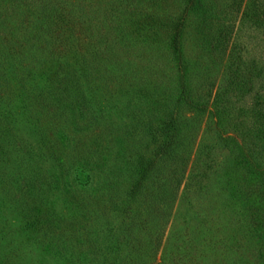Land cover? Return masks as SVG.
Returning <instances> with one entry per match:
<instances>
[{"label":"rangeland","instance_id":"1","mask_svg":"<svg viewBox=\"0 0 264 264\" xmlns=\"http://www.w3.org/2000/svg\"><path fill=\"white\" fill-rule=\"evenodd\" d=\"M37 1L1 15L21 63L0 52V264H264V0L248 22L233 0L184 17L183 0H66L46 44ZM145 5L169 22L150 47L122 28ZM38 45L69 56L86 105L12 125L6 101L23 114L44 85L21 71ZM183 72L200 107H179Z\"/></svg>","mask_w":264,"mask_h":264},{"label":"trees","instance_id":"2","mask_svg":"<svg viewBox=\"0 0 264 264\" xmlns=\"http://www.w3.org/2000/svg\"><path fill=\"white\" fill-rule=\"evenodd\" d=\"M3 1L0 0V31L6 32L14 36L15 34L18 33L16 23L13 22V25L6 24V20L4 19L5 16L3 17L1 16L3 12L4 14L9 12L8 10L9 6H6V5H7V1L12 2V0H5L4 2ZM63 1H66V0H38L34 6V8L36 9L34 10L35 20H32V21H35V22L43 21L44 22L45 33H44L43 41L45 44L47 41H51L55 39V37L58 38V35L62 32L61 26H57L55 23L61 22L62 24H64L65 14L63 10L66 7L63 6ZM233 1L236 7V13L237 14L240 13L244 21L246 22L250 21L251 14L254 9L253 7H255L254 2L256 0H233ZM125 2L126 0H120L119 5ZM183 3H184V6H182L181 8V13L183 17L184 15L185 16L187 14L189 15L191 12L195 10H201V7H203L202 0H183ZM206 7L208 9V10L204 9V13H206V15L207 13H209L210 10L211 12L216 11V8L214 7L213 3H211V5L208 4L207 6H204V8ZM17 8H21V7L19 5H16L15 3L11 6V9H17ZM122 8L123 7L120 6L119 9H122ZM131 8H132L131 12L130 13L128 12L130 14L128 18L131 20L132 24H134V27H132L131 25L129 26L128 24H125V22H123L124 27H122L126 29L127 35L131 34L130 39H133L136 33H140V31H144L145 32L144 34L146 35V42L149 43L148 44L149 47L151 46V41L155 42V44H161L162 42L160 40H157L159 38V34L169 27L168 26L169 22H168L166 15L165 14H163V16L156 15V11L154 10H150V12H148V8L146 5L140 9H135L136 11L134 10V7H131ZM22 10L17 9L14 12V14L22 15L23 14ZM30 18L32 19V17ZM47 23H53L54 26L50 25L51 28H48ZM263 25H264V20H263ZM221 28H222L221 32L225 31L228 33L229 36L231 35L232 27L230 26L228 27V25L224 27L223 25H221ZM228 28H230V31H228ZM40 31H43V30L39 27V32ZM32 33L34 32H31L30 34H25L24 36L25 42L28 41L29 51H31L30 41H31V38H33ZM42 43L43 42H41V45ZM173 43L174 45H177L178 43L177 35L176 37H174ZM8 48H9L8 45L0 46V52L4 53L6 60L14 61L12 62V65H15V60H18L21 63L20 56H14L13 58L12 54L7 52ZM44 48L45 47L43 46L42 47L39 46V48L37 49V52L35 53V54L38 53V55L37 56L33 55L36 59V63L34 64V66H36L34 67L35 70H37L36 72L31 70L32 73H30L28 69L21 70L23 74L25 73L32 74V76H28V77H33L34 76L33 74H38L44 80V85L40 87L38 90V93L35 94V99H33V97L29 95V93L27 92L26 94L22 95V97L24 98V101H26L25 105L22 108L23 114H21L19 111L17 112V106L15 105L16 99L12 100L13 98H10V100L8 99L6 101L7 102L6 106L9 108V110L12 113L11 114L12 125L16 124V121L19 118L18 117V114H19L22 117H24L25 115L26 117L30 118L31 123L37 126V123L40 122L41 120L39 116L37 117L35 116L40 113L39 109L42 107L45 108L47 111L50 112V114L54 116H57L59 113L64 114L67 120L66 113L68 112V108L71 107V106H68L70 105V103L78 106L76 110L79 109L80 111H82V109L86 105V101H87L85 99L86 97L81 92H80L81 93L80 96L78 97L79 99L77 98L78 102L77 101L73 102V100L70 99V96L74 92H78L77 91L78 82H76L78 77L76 76V71L72 69V67L68 63L69 56L62 55L59 52H57V54H54L52 51L50 52L44 51L43 50ZM126 73L128 72L124 70L123 73L121 74L126 75ZM185 75H186V72L185 73L183 72L179 76V78H177L178 86H179L178 92H180L179 98L181 99L179 103V107L181 110L184 109L186 106L187 107H200L199 103L197 102V99L195 98L192 92V89L189 86V81L188 79H186ZM71 79H73V81H70ZM164 82L165 84L167 82V87H168V79L165 81H159L158 83L161 84ZM34 88L32 87L33 90ZM71 108L69 110H71ZM185 123H187L186 120H180V124H179L180 126L174 127V130H176V134H177V131L181 133L182 131L186 130V128L183 127ZM177 142L178 140L176 137L175 143ZM172 143L170 142V140H168V142L162 145L161 148L165 147V151L169 148L173 150L174 142L172 141ZM188 155L189 153L187 154V156Z\"/></svg>","mask_w":264,"mask_h":264}]
</instances>
